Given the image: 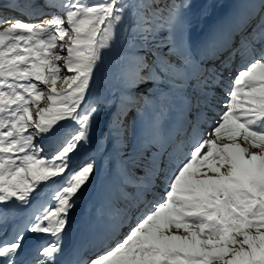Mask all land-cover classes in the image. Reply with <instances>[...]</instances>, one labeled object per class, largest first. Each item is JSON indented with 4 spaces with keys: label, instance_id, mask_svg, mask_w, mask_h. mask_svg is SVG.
Returning <instances> with one entry per match:
<instances>
[{
    "label": "snow or ice",
    "instance_id": "obj_1",
    "mask_svg": "<svg viewBox=\"0 0 264 264\" xmlns=\"http://www.w3.org/2000/svg\"><path fill=\"white\" fill-rule=\"evenodd\" d=\"M44 6L62 15L39 22L0 18V206L29 208L49 187L54 203H41L22 229L0 240V264H23L24 231L55 238L40 250V264H56L63 251L69 213L94 173L90 162L72 170L98 115L91 104L79 110L128 7L124 0H44ZM191 6V0L172 6L170 30L183 33L182 10ZM258 27L260 56L231 81L218 120L208 119L213 84L205 81L200 89L196 119L189 121L192 143L174 169L160 171L165 198L122 239L112 242L114 233L99 238L103 250L79 264H264V22ZM254 52L249 42L247 55ZM220 79L217 72L213 81ZM141 84L135 75L126 87ZM68 120L78 123L75 133H62L61 122ZM203 123L210 130L201 131ZM38 137L58 141L51 157L42 155Z\"/></svg>",
    "mask_w": 264,
    "mask_h": 264
},
{
    "label": "rangeland",
    "instance_id": "obj_2",
    "mask_svg": "<svg viewBox=\"0 0 264 264\" xmlns=\"http://www.w3.org/2000/svg\"><path fill=\"white\" fill-rule=\"evenodd\" d=\"M57 1L58 0H54L55 3H57ZM8 2L11 8L15 6L13 12L17 13L15 16L10 17L19 18L21 21H26L31 18L34 22H39V20L51 18L52 14L62 15L59 8L44 6V0H8ZM124 2L128 7L125 12L123 23L117 27L116 38L112 42V46L109 49L104 50L102 61L99 63L95 72L88 100L79 110L83 114L86 111L88 104H91L98 109V115H96V119L90 129V139L88 143L83 145L74 158L72 170H76L82 165L90 162L94 165V173L90 177L89 182L82 189V194H79L75 206L69 213L68 226L75 220V216L78 214V207L84 201L91 200L89 197L93 194L91 208L88 206L85 212L86 216L83 217L85 221H91V237H94L92 242H95L96 240L95 235L105 236L112 233L115 234L116 231L120 230L121 227L129 222L127 216L121 214L120 219L116 223L118 227L107 231V228L105 227L106 222L108 221V224L112 225V221L116 216H112L109 220L104 216H100L97 219L96 216L100 211L106 210L103 205L108 206L113 199L120 197V190H122V186L127 177L125 161L122 158L130 153L132 154L140 150L142 147L140 144H145L150 137L158 131L157 128H159V126L161 128L165 126L170 128L171 133H169V135L173 139L177 134L182 133L181 130L184 128L181 125L174 127V122L177 121V118H180L178 121L182 120L183 122L185 115H187L184 110L186 107V101L184 99L182 100L172 89L164 86L168 80L167 68H169V63L171 61V58L167 54V50L171 46L180 49L183 47H197L198 45H200V47L204 46L205 43H203V40H205V37L208 34V29L212 27L214 23L217 25L218 22H221L223 19L222 17L229 13L234 3L233 0H191L192 6L188 9H183L182 11L186 14L187 21L193 22L188 24L187 28L182 33L179 27L171 30L169 29L168 18L172 6L181 5L183 0H124ZM30 4H37L40 5V7L34 9L29 6ZM9 9L10 8L6 10L10 11ZM39 11H43L46 15L38 16L37 13ZM253 16H257V14L252 15L250 18L253 19ZM262 17L263 14H261V16L259 15L257 21L252 26L247 25L248 23L245 24L244 22L235 26L236 28L230 38L231 43L233 42L232 37L237 33L236 30L241 28V31L246 26L249 28L243 36L239 37V41L236 42L234 46L235 50L240 49L241 45L239 42H241V40L248 41L255 32L260 30L258 26L263 22L261 20ZM0 18L8 17L0 16ZM13 22H15L14 19L9 20V23ZM244 24L246 26H244ZM255 24L258 28L251 29L254 28ZM233 28L234 26L232 29ZM222 29L223 31H221ZM226 29L225 25H223L219 28L217 34L215 32L214 36L210 38L212 39L211 44H213L210 46L214 47L215 44L216 47V44L220 38H222L221 36H224ZM250 33H252V35H250ZM202 43L203 45H201ZM206 46L208 45L206 44ZM229 47L222 55H220V58H223V61L228 58L227 54L229 53ZM241 54L242 53L239 51V57H242ZM259 54L260 52L257 53V50H255L254 58H257ZM224 55L226 56L223 57ZM243 57L251 60L253 56L249 58V56L246 57L243 55ZM190 58V61L194 63L196 62V67L198 64L200 65V54L193 53ZM237 63L236 65L227 67V70L224 71L225 75H235L238 73L239 68L236 69ZM219 64H221V62H219ZM204 69L207 76L209 73L208 68L204 67ZM203 70L201 71V74ZM194 72L199 74L198 70ZM197 74L195 75L197 76ZM135 75L142 78L144 84L139 85L136 89L127 88V81ZM191 78H193V76ZM233 79L234 78H232L231 81ZM191 82L190 79L188 83ZM214 93V101L216 102L219 101L222 93L226 94L227 92L220 91L219 89ZM226 96L224 95L222 97L223 102H220L221 106L218 104L220 108H217V113L214 114V118H212L213 115L211 112V114H208L211 116H209L208 119L210 120L212 118L210 121L214 122L215 120H218L220 114L225 110V108L222 109V106H224L223 104L228 99ZM224 100L226 101L224 102ZM41 106H45L43 101L41 102ZM215 107H217V105L214 104L213 108ZM193 108H196L197 110V104L194 105ZM175 115H177V118H172ZM153 117H155V120ZM162 121H164V123H162ZM185 121V125L189 124L187 120ZM168 123H172L173 126ZM61 124L63 125L61 131L64 134L75 133L79 127L76 121H62ZM155 126L157 127L156 129ZM125 130L126 141L124 143H119L118 140L121 138L120 135ZM190 134L191 126H189L186 134L187 138L185 135L184 137L182 135V138L191 142L192 138H188ZM37 144L43 149L42 155L47 157H51L59 147L58 141L48 137H38ZM157 180L159 181V179ZM53 190L54 188L49 187L46 188L43 193L48 195L51 203H54L52 200ZM143 196L147 199L144 192L142 194V197ZM148 196H150V190ZM138 199L135 198L133 202H128L122 212H127V210L132 208L135 203L138 204L137 207L143 205V201L139 197ZM145 199H143L144 203H147ZM148 210L149 208H147L146 211ZM143 211L144 210L142 209L137 213L136 210L135 214L131 215V219H134L136 216H141ZM7 222L8 221L5 223ZM122 222L124 223L123 226ZM134 225H128L125 228L126 231H123V236L115 240L122 239ZM100 226L103 227V231H106V234H100ZM5 227L7 228L8 224L3 226V228Z\"/></svg>",
    "mask_w": 264,
    "mask_h": 264
},
{
    "label": "bare ground",
    "instance_id": "obj_3",
    "mask_svg": "<svg viewBox=\"0 0 264 264\" xmlns=\"http://www.w3.org/2000/svg\"><path fill=\"white\" fill-rule=\"evenodd\" d=\"M233 2L234 3L229 13L222 17L223 19L221 20V22H218L217 25L216 23H214L212 27L208 29V34L206 33L207 35L205 37V40H203V43H205L204 46L200 47V45H198L197 47L193 46L192 48L183 47L182 49L177 48L175 46H171L167 50V54L171 58V61L169 63V68H167L168 80L166 81L164 86L172 89L174 93H176L182 100L184 99L186 101V107L184 108V110L187 115H185L183 122L182 120L178 121L180 118L178 119L177 115L172 117L177 118V121L174 122V127H178V125H181L184 128L181 130L182 133L177 134L173 139L169 135V133H171L170 128H168L167 126L162 128L159 126V128H157L155 126V129L157 128L158 131L154 133L145 144H140L142 146L140 150L132 154L129 152L131 155L128 153L129 155H126L122 158L125 161L127 177L125 179L124 185L122 186V190H120V197H116V199H113L108 206L103 205L105 206L104 208L106 210H102L96 215L97 219L100 216H104L107 220L112 218V216H116L112 221V225H109L108 221L106 222L105 227L107 228V231L118 227L116 223L120 219L121 214L127 216V220H129V222L125 225L123 222V224L121 223L122 226H124L121 227L120 230L115 232L114 240L123 236V231H126L125 228L128 225H134V223L137 222V218L140 216H136L134 217V219H131V215H134L136 210L138 213L143 209L144 211L142 213H145L147 212V208L151 209L154 204L162 201L165 198L166 181L164 180V177L160 174V171L163 170L167 173L174 169V160L176 159V157L180 156L179 153H187V146L192 143V141L189 142L185 138H182V135L183 137L185 135V137L187 138L186 134L188 132L189 126H191L189 121H194L196 119L197 110L193 107L196 104L198 105V103L200 102V89L203 87L204 82L209 81L210 83H212V90L214 92L218 91L219 89L220 91L227 92L231 87V79L235 78V75L237 74L236 73L235 75H225L224 71L227 70V67L231 65H236V63L238 62L236 69L239 68L240 70V68H243L250 61L243 57V55H245L246 57L248 56L247 47L249 42H252L254 49L257 50V53H261L262 45L260 43H257V41L260 39V30L255 32V34L248 41L241 40V37V42H239L241 47L238 45L240 47L239 50H235L234 46L236 42L239 41V37L243 36L246 31H248L249 28L245 25L246 23H248L247 25L252 26L257 21L258 16H261V14H263L261 20L264 22V0H233ZM14 7L15 6L11 8L9 6L8 0H2V2H0V16H15L17 13L13 12ZM8 8H10V11H7ZM256 14L257 16H253V19L250 18L252 15ZM192 22L193 21H187L188 24ZM243 22L245 23L244 26L246 27L241 31V28L236 30L237 33L234 34V36L232 37L233 42L231 43L230 38L236 28L235 26ZM223 25H225V28L227 29L224 32V36L222 35V38H220V40L216 44V47L214 44V48L213 46H210L213 45L211 44L212 39L210 38L214 36L215 32L217 34L219 28ZM233 26L234 28L232 29ZM255 28H258L256 27V24L254 25V28L251 29ZM221 31H223V29ZM250 35H252V33H250ZM203 43L201 45H203ZM206 44L208 46H206ZM228 47L229 53L227 54V57L229 59L226 58V60L223 61V58H220V55H222L224 51L228 49ZM239 51L240 53H242V57H239ZM193 53H198V55L200 54L201 62L200 65L198 64L197 67L195 66L196 62L194 63L192 61H186L185 59L186 57H190ZM225 56L226 55H224L223 57ZM259 56L260 54L257 56V58ZM250 57L251 56H249V58ZM254 57L255 56H253L251 59H253ZM219 62H221V64H219ZM204 67L208 68L209 73L207 76L206 72H204ZM197 70L199 74L194 72ZM202 70L203 72L201 74ZM217 72L221 74V79L219 81H213V77ZM193 74H197V76H194ZM192 76L193 78H191ZM190 79L192 82L188 83ZM224 95L226 96V94L222 93V95H220L219 101H214V104L217 105V107L213 108V110L211 111L213 115L212 118H214V114L217 113V108H220V104L223 102L222 97ZM225 101L226 100H224V102ZM226 102L223 105H225ZM222 109H224V106H222ZM209 116L210 115H208V117ZM153 118L155 120V117ZM185 120H187L189 124L185 125ZM162 123H164V121H162ZM168 124H171V126H173L172 123ZM208 127V123H203L201 125L200 130L203 132H207L209 130ZM125 133L126 130L120 135L121 138L120 140H118L119 143H124L126 141ZM188 138H192V132ZM178 149L179 151H177ZM157 179H159V181ZM145 186L147 187V191H145ZM149 190L150 196H148ZM143 192L144 195L147 196V199H145L144 196L142 197ZM92 197L93 194L90 195L89 199L92 200ZM138 197L143 201V205H139L137 207L138 204L135 203L132 208L128 209L127 212L123 213L122 211L123 209H125L124 207H126L128 202H133V200L135 198L138 199ZM143 199H145L147 203H144ZM91 200L84 201L78 207V214L75 216V220L72 222V224L66 227V234L63 235L60 242L63 251L62 253L57 255L56 264H79L80 261H87L89 258L94 256L96 252L103 250L102 248H99L96 245L98 244L99 238L103 236L102 234H106V231H103V227L100 226L101 233H99L102 236L95 235L96 240L95 242H92V240H94V237H91V221H85V219H83V217L86 216L85 212L88 206L89 208H91ZM49 202L51 203L48 195L42 194L41 198L35 201L33 205L29 208L17 209L12 207L11 204H9L8 206H0V240L11 237L16 229H22L24 225L28 222V216L31 215L41 203ZM6 221L8 222L5 223ZM6 224H8V227L3 228V226ZM53 242H55V238L51 235L24 231V249L19 259L23 262V264H40V261L44 259L40 255V250L44 246H47Z\"/></svg>",
    "mask_w": 264,
    "mask_h": 264
},
{
    "label": "trees",
    "instance_id": "obj_4",
    "mask_svg": "<svg viewBox=\"0 0 264 264\" xmlns=\"http://www.w3.org/2000/svg\"><path fill=\"white\" fill-rule=\"evenodd\" d=\"M59 2H60V0L57 1V3H59Z\"/></svg>",
    "mask_w": 264,
    "mask_h": 264
}]
</instances>
